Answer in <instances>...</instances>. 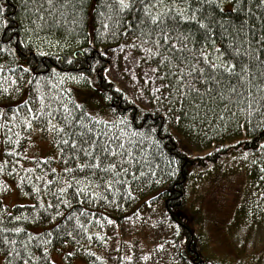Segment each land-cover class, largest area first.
Masks as SVG:
<instances>
[{"label": "trees", "instance_id": "1", "mask_svg": "<svg viewBox=\"0 0 264 264\" xmlns=\"http://www.w3.org/2000/svg\"><path fill=\"white\" fill-rule=\"evenodd\" d=\"M150 3L122 10L118 0H0V264H59L54 255L60 264H221L200 256L183 213L194 170L229 157L247 176L235 221L264 226V0H192L211 34L178 11L152 23ZM40 39L70 50L41 52ZM213 41L223 59L230 43L249 53L251 83L231 80L240 92L231 102L215 93L203 102L192 93L198 107L181 102L180 69L206 67L199 52L212 58ZM122 47L160 86L142 92L150 107L108 75ZM195 76L182 90L201 87ZM15 189L29 203L6 204Z\"/></svg>", "mask_w": 264, "mask_h": 264}, {"label": "rangeland", "instance_id": "2", "mask_svg": "<svg viewBox=\"0 0 264 264\" xmlns=\"http://www.w3.org/2000/svg\"><path fill=\"white\" fill-rule=\"evenodd\" d=\"M40 40L37 49L41 52L70 50L67 44L49 39ZM112 56L109 77L139 105L150 107L142 92L145 87L152 90V93L160 90L154 74L142 67L135 54L125 47L115 50ZM191 148L199 150L196 146ZM37 149L42 154L41 158H47V143L41 141ZM196 153L193 155L205 154ZM231 159L224 158L218 165L207 164L205 168L194 170L196 180L194 188L191 185L188 188L183 215L188 218L199 240V252L203 259L221 264H264V226L248 222L247 218L235 221L236 210L245 193L247 176L242 164L234 161L230 163ZM5 203L25 204L29 200L22 198L15 189L5 198ZM53 259L59 264L62 262L59 256L54 255ZM73 264L85 263L76 260Z\"/></svg>", "mask_w": 264, "mask_h": 264}, {"label": "snow or ice", "instance_id": "3", "mask_svg": "<svg viewBox=\"0 0 264 264\" xmlns=\"http://www.w3.org/2000/svg\"><path fill=\"white\" fill-rule=\"evenodd\" d=\"M133 2L134 0H118L119 7L122 10L131 8L133 6ZM181 2L183 3L184 7L177 10L172 6L165 4L164 0H154V3L144 5V12L147 14L148 19L152 23L163 24L165 16L174 18L178 11L179 19L181 21L195 23L200 29L204 30L208 34H211L212 29L209 28L208 24H206L203 19H200L197 16V12L200 11V8L194 7L192 0H181ZM201 2L202 0H195L196 4H200ZM203 2H208V0H203ZM222 2L223 0H218V3ZM236 2L240 3V0H236ZM153 7L160 8V12L153 14L151 11ZM211 23L214 24L217 23V21H211ZM240 32H243V27H241ZM163 39L168 40L171 38L167 34H165L163 36ZM182 39L186 40L187 37L184 36L182 37ZM235 39L236 38H232L233 43L235 42ZM261 39L264 40V36H262ZM246 41L247 37L245 36L240 43L243 44ZM179 47H186V45H180ZM260 49H264V44L260 45ZM212 53V58H209L207 52L203 50L199 52L202 62L206 67L195 66L192 67L190 71H184L183 69H180V71L183 73L178 77V80L181 82L180 89H178V96L181 102H183L185 98H188L190 104L198 107V105L196 104V100L191 99L192 93H195L196 97H198L201 102L204 101L205 97H208L210 100H212L213 93H215L216 100L220 102H223L225 100L231 102L234 96L240 95L237 85L231 84V80L235 78L237 84L239 85H243L244 83H251V81L248 79L250 69L248 67V64L245 63L243 59V57H249V53L247 51L243 53L242 57L241 48L238 46L233 47V44L230 43L229 56L231 57V59H223L224 53L220 52L219 47L216 46L215 42L213 41ZM232 60H236V63H233ZM257 62L261 65L260 74L261 76H264V60H259V58H257ZM206 68L210 71L206 72ZM192 72H196L195 80L201 85V87L197 88L194 84L188 83L187 90H182L185 88V76H187L189 81H191ZM225 85L227 90H225ZM261 87L264 88V84H262ZM246 95L251 96V92L248 91ZM177 120H179V117H177ZM50 127L54 126L50 125ZM73 143H75V141H73ZM17 231H19V229H17Z\"/></svg>", "mask_w": 264, "mask_h": 264}]
</instances>
